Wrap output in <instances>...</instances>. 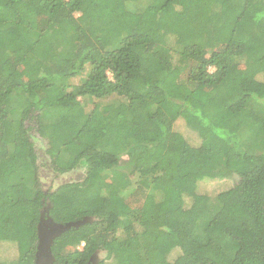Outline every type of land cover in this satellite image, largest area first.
Here are the masks:
<instances>
[{
  "label": "trees",
  "instance_id": "trees-1",
  "mask_svg": "<svg viewBox=\"0 0 264 264\" xmlns=\"http://www.w3.org/2000/svg\"><path fill=\"white\" fill-rule=\"evenodd\" d=\"M43 221L52 264H264V0H0V264Z\"/></svg>",
  "mask_w": 264,
  "mask_h": 264
},
{
  "label": "rangeland",
  "instance_id": "rangeland-1",
  "mask_svg": "<svg viewBox=\"0 0 264 264\" xmlns=\"http://www.w3.org/2000/svg\"><path fill=\"white\" fill-rule=\"evenodd\" d=\"M78 78L74 79L72 81V84L75 82L77 83ZM175 129L181 133H186V130L183 126L182 122H177L175 125ZM37 140V141H36ZM36 140H34V145L37 149V151L40 153L41 157H47L48 159L51 158V156L49 155V150H52V152L54 153L55 149L53 150V148L51 149V147H53V144H50L49 142H47V140L44 139H38L36 138ZM82 171L78 172V173H74V174H69V175H63L60 176L59 178H55V185H57L58 183H63V182H68V181H72L75 180L77 177H80ZM53 178H48L47 181L45 182V184L48 182H50ZM237 180V179H236ZM219 182H213V183H209V184H203L200 185L198 190L201 192H207L209 194L214 193V192H218L221 191L223 189L226 188L227 185H224L222 181ZM228 184H234L235 182V178H231L229 181H225ZM226 183V184H227ZM82 247L80 246V249ZM18 256L17 253V249L13 246V245H0V260H7V261H13L16 257ZM99 259V258H98Z\"/></svg>",
  "mask_w": 264,
  "mask_h": 264
},
{
  "label": "water",
  "instance_id": "water-1",
  "mask_svg": "<svg viewBox=\"0 0 264 264\" xmlns=\"http://www.w3.org/2000/svg\"><path fill=\"white\" fill-rule=\"evenodd\" d=\"M81 224H83V222L56 225L50 221H43L38 226V245L34 264H52L53 258L51 256L50 248L54 238L65 231H68L71 227H77ZM97 259L98 258L92 259L89 264H95Z\"/></svg>",
  "mask_w": 264,
  "mask_h": 264
}]
</instances>
